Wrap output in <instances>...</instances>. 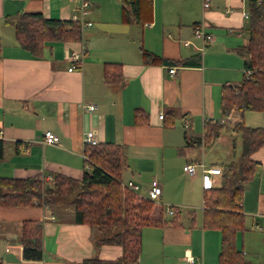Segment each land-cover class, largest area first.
<instances>
[{"label":"crops","instance_id":"0c3cea01","mask_svg":"<svg viewBox=\"0 0 264 264\" xmlns=\"http://www.w3.org/2000/svg\"><path fill=\"white\" fill-rule=\"evenodd\" d=\"M89 1L93 25L81 30V38L47 42L44 56L35 57L19 45L5 18L30 11L69 20L79 12V0H0V140L5 143L0 176L50 181L54 173H61L80 180L84 138L93 131L99 143L125 148L122 182L132 181L141 190L158 179L162 194L155 203L178 210L176 225L142 230L138 264H191L189 258L218 264L221 232L204 226L206 189L199 185V173L190 176L183 167L200 161L211 147L198 145L207 120H225L231 132L230 152L235 149L239 133L232 129L241 117L237 110L224 117L221 97L223 87L239 84L244 74L240 50L249 41L244 13L257 0H210L209 8L203 7L204 0H152V16L144 24L123 22L121 0ZM200 24L215 36L204 54L198 49L201 40L194 36ZM187 41L191 45L186 46ZM143 51L161 61L151 62ZM73 53L82 60L70 71ZM107 71L120 73L121 79L106 82ZM89 104L96 109L87 111ZM46 131L55 133L59 142L44 143ZM255 158L261 162L258 167L264 165V147ZM230 161L231 157L211 168L222 169ZM220 183L221 174L210 175L208 188ZM262 199L259 213L264 215V195ZM246 206L243 200L245 222ZM26 220L42 224V260L23 257L20 236ZM96 236L93 227L74 221L71 206H0L4 264H80L92 257L112 261L123 255L119 244L96 247Z\"/></svg>","mask_w":264,"mask_h":264},{"label":"trees","instance_id":"16d2710c","mask_svg":"<svg viewBox=\"0 0 264 264\" xmlns=\"http://www.w3.org/2000/svg\"><path fill=\"white\" fill-rule=\"evenodd\" d=\"M121 2L123 22L144 24L150 20L152 0ZM248 8L246 31L249 41L240 52L245 57V69L253 73L244 74L237 85H225L221 97L223 116L229 117L237 110L241 117L232 129L241 138V154L238 160L223 164L220 185L206 189L204 194V226L221 232L218 264H248L244 253L236 246V237L239 231L246 230L242 210L244 192L261 164L255 154L264 147V128L247 126L243 119L247 111L264 112V4L251 1ZM145 14H148L147 18H144ZM5 21L14 27L19 45L35 57L44 56L47 42L76 41L82 34L79 22L46 18L42 12H17L7 16ZM143 56L153 63L161 61L160 57L147 51H143ZM120 79V73H105L106 82L114 83ZM224 129V124L207 120L198 145L212 146ZM4 149L5 143L0 140V158ZM85 156L80 180L61 173H54L50 181L0 176V206H71L76 223L88 224L97 231L96 247L110 243L123 247V255L117 260L92 257L80 264H138L142 230L176 225L178 210L173 207L175 213L169 217L164 206L121 187V177L127 167L126 150L122 145H85ZM20 242L24 259H43L41 223L24 221ZM0 264H4L1 258Z\"/></svg>","mask_w":264,"mask_h":264},{"label":"rangeland","instance_id":"374dc122","mask_svg":"<svg viewBox=\"0 0 264 264\" xmlns=\"http://www.w3.org/2000/svg\"><path fill=\"white\" fill-rule=\"evenodd\" d=\"M243 78L244 74L242 73L240 75L239 81L242 82ZM244 122L248 126L264 128V113L257 111H247L245 112ZM230 134L231 132L225 128L221 133V137L225 139L220 140L222 139L220 137L218 140L220 142H217L213 146L206 148L201 156V160L194 163H203L205 167L209 169L215 165V163L220 164L229 159V157H231V159L234 161L238 160L241 154V138L240 136L236 138L235 149L230 152V148L233 146L229 138ZM228 139L230 142H227ZM198 173V182L202 189L203 179L201 168H198ZM176 176L177 172H174V177ZM191 180L188 179V181ZM126 182L127 181L124 180V183ZM145 182L146 181L144 180V183ZM121 187L123 188L122 185ZM149 188V186H145V188L141 189L137 194L146 197L148 196ZM202 191L203 190H201V196L198 201L199 207L196 208V212L199 217L202 213ZM259 195L261 196V199L260 201H257V196L260 197ZM262 195H264V165H261L257 168L252 180L246 185L244 192V201L247 205L245 208V212L247 213L245 222L246 230L239 231L236 237L237 248L244 253L245 260L247 262L250 261L252 264H264V215L259 213V207L261 208V202H263ZM256 203L257 205L255 207ZM169 207L171 206H164L165 212ZM255 218L258 219V224L254 225L253 221Z\"/></svg>","mask_w":264,"mask_h":264},{"label":"built area","instance_id":"2783aa9c","mask_svg":"<svg viewBox=\"0 0 264 264\" xmlns=\"http://www.w3.org/2000/svg\"><path fill=\"white\" fill-rule=\"evenodd\" d=\"M77 1V0H74ZM258 4H264V0H257ZM90 1L89 0H79V5L77 6L78 8V13L74 14L71 16V20L75 21V22H79L80 23V28L81 30H83L84 28H88L91 27L93 25V22L91 20H89V16L91 13L90 10ZM203 7L204 8H209L210 7V0H204L203 2ZM244 16L246 19L249 18V13L245 12ZM194 36L198 39L201 40L202 45L198 48L199 51L204 54L205 48L209 43H212L215 40V36L211 33H209L206 30V26L204 24H200L195 26L194 28ZM186 46L191 45V42L187 41L185 42ZM70 59L73 62V65L71 66V68L69 69L70 71H72L73 69L79 68L80 67V63H81V56L77 53H73L70 55ZM169 72L172 74L175 72V68H170ZM253 73L252 70L250 69H245V75L249 76ZM85 109L89 112H92L96 109V105L93 104H89L85 106ZM163 114H160V118H163ZM221 124L225 123L224 119H221L220 121ZM188 125H186L187 127ZM44 143L46 144H50V145H55L59 142V137L53 133L52 131H46L44 134ZM84 142L85 145H97L99 144L98 140L95 138L94 136V132L93 131H89L86 133L85 138H84ZM85 159H87L86 156H84ZM198 168H201L202 170V179H203V188L204 189H208L209 187V181H210V175H217V174H221V169L220 168H206L205 165L203 163H186L183 167L184 172H186L187 174H189L190 176H195L198 173ZM121 185L123 186L124 189L130 190L134 193H138L140 191V188L137 184H135L132 181L129 182H122L121 181ZM162 194V188L160 186L159 180L158 179H153L151 181L150 184V188L148 191V196H143L153 202H158L159 197ZM168 216H173L175 211L174 208L171 206L169 208H167L166 210ZM189 261L191 264H198L193 258H189Z\"/></svg>","mask_w":264,"mask_h":264}]
</instances>
